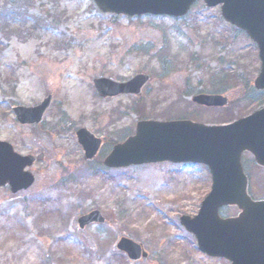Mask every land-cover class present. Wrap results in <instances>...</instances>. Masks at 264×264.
I'll return each instance as SVG.
<instances>
[{"label":"rangeland","instance_id":"obj_1","mask_svg":"<svg viewBox=\"0 0 264 264\" xmlns=\"http://www.w3.org/2000/svg\"><path fill=\"white\" fill-rule=\"evenodd\" d=\"M260 67L256 44L203 1L182 18H128L92 0H0V139L37 157L30 188L0 187V264H230L202 253L180 222L197 215L211 189L207 167L105 170L99 160L143 117L215 125L252 114L264 106V90L254 87ZM140 73L150 77L141 96L103 98L93 83ZM200 93L223 94L229 105L200 106L193 101ZM48 95L41 124L16 120L15 106ZM79 128L104 141L95 161L85 157ZM244 162L251 195L264 198V170L248 156ZM94 210L105 223L80 228L78 219ZM237 212L228 207L222 216ZM124 234L142 245L146 261L114 249Z\"/></svg>","mask_w":264,"mask_h":264},{"label":"water","instance_id":"obj_2","mask_svg":"<svg viewBox=\"0 0 264 264\" xmlns=\"http://www.w3.org/2000/svg\"><path fill=\"white\" fill-rule=\"evenodd\" d=\"M94 1L106 13L129 17L146 14L182 17L200 0ZM203 1L208 7L221 5L223 18L257 43L261 70L255 87L264 89V0ZM148 80V75L138 74L126 82L98 78L94 84L102 97H116L140 95ZM194 101L207 107L228 104V98L219 94H200ZM51 102L50 95L37 106H17L14 113L21 124L35 126L41 123ZM77 137L86 158L93 159L102 140L85 128L77 131ZM246 151L264 167V107L223 125H205L191 120L139 121L136 134L115 145L104 164L110 168L164 161L207 165L212 175L211 191L202 201L198 214L181 216V224L195 236L199 250L210 257L225 258L231 264H264V199L253 200L248 193V178L242 165ZM35 161L34 156H23L10 143L0 140V187L8 184L13 193L31 187L35 177L27 168ZM224 206H237L239 215L221 218L219 211ZM103 222L99 211L79 219L81 227ZM115 248L126 253L133 262L148 258L143 247L128 236L120 238Z\"/></svg>","mask_w":264,"mask_h":264},{"label":"trees","instance_id":"obj_3","mask_svg":"<svg viewBox=\"0 0 264 264\" xmlns=\"http://www.w3.org/2000/svg\"><path fill=\"white\" fill-rule=\"evenodd\" d=\"M4 12H5V11H4ZM5 13H7V12H5ZM1 15H2V13H1ZM5 16H7V14H6ZM38 24H39V20L36 21V25L34 26V28H35V27H38ZM219 92H221V90H219ZM99 163L101 164V163H102V160H99ZM101 167H102L103 169H105L102 165H101ZM121 255H122V254H121Z\"/></svg>","mask_w":264,"mask_h":264},{"label":"flooded vegetation","instance_id":"obj_4","mask_svg":"<svg viewBox=\"0 0 264 264\" xmlns=\"http://www.w3.org/2000/svg\"><path fill=\"white\" fill-rule=\"evenodd\" d=\"M246 156H251L250 155V153H245L244 155H243V157H246ZM251 159V158H250ZM251 161H253L252 159H251ZM254 162V161H253ZM261 169V168H260ZM261 170H264V168H262ZM249 175V174H248ZM250 179V178H249ZM250 181V180H249Z\"/></svg>","mask_w":264,"mask_h":264}]
</instances>
